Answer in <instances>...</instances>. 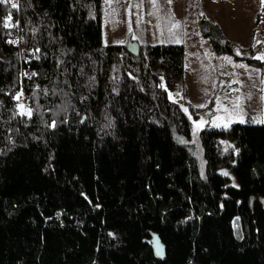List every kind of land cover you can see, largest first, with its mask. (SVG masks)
<instances>
[{"label": "trees", "instance_id": "16d2710c", "mask_svg": "<svg viewBox=\"0 0 264 264\" xmlns=\"http://www.w3.org/2000/svg\"><path fill=\"white\" fill-rule=\"evenodd\" d=\"M18 1L0 3V264H264V125L203 130L202 177L177 139L183 45H105L103 0ZM199 29L237 56L217 23Z\"/></svg>", "mask_w": 264, "mask_h": 264}, {"label": "rangeland", "instance_id": "374dc122", "mask_svg": "<svg viewBox=\"0 0 264 264\" xmlns=\"http://www.w3.org/2000/svg\"><path fill=\"white\" fill-rule=\"evenodd\" d=\"M102 9L105 45L128 47L147 41L151 45L184 46L185 78L172 99L185 104V109L194 107L200 113L194 118L187 109L192 123L191 137L177 136V139L192 150L202 177L206 175L207 165L201 141L203 130H230L236 124L264 125L258 122L264 116V75L242 59L250 49L256 51V57L264 55L262 0H171V3L169 0H155V3L153 0H103ZM201 16L217 23L226 38L237 44V56L218 53L203 37L199 29ZM177 23L179 27H175ZM20 103L21 110L27 111L23 97ZM241 117L243 123L239 122ZM201 120L206 123L197 130L196 124ZM231 145L226 143L225 148ZM219 173L227 178L229 185H238L230 169L221 168Z\"/></svg>", "mask_w": 264, "mask_h": 264}, {"label": "water", "instance_id": "95a60500", "mask_svg": "<svg viewBox=\"0 0 264 264\" xmlns=\"http://www.w3.org/2000/svg\"><path fill=\"white\" fill-rule=\"evenodd\" d=\"M129 48L134 53L140 51V45L138 43L130 44ZM262 205L264 209V200H262ZM150 245L153 250L154 256L160 261L165 260V256H166L165 246L157 234L151 235Z\"/></svg>", "mask_w": 264, "mask_h": 264}, {"label": "snow or ice", "instance_id": "6c2138e0", "mask_svg": "<svg viewBox=\"0 0 264 264\" xmlns=\"http://www.w3.org/2000/svg\"><path fill=\"white\" fill-rule=\"evenodd\" d=\"M0 3H11V7L12 8H16L17 7V3H15V2H11V0H0ZM153 3H155V0H153ZM169 3H171V0H169ZM262 3H264V0H262ZM11 19V17H9V20ZM5 27H7V26H9L8 24H5L4 25ZM175 27H179V24L177 23L176 25H175ZM177 42H179V41H177ZM256 59H260V60H264V55H261V56H257V57H255ZM227 59V58H226ZM229 63H231V60H229ZM239 67H244V65H238ZM161 87H165V85H161ZM17 99H18V97H17ZM236 107H239V104H236L235 105ZM199 107H204V105H200ZM21 108H23V105H21ZM185 111H187V109H184ZM225 111H227V109H224ZM22 115L23 114H25V113H21ZM27 115H29V116H31V112L30 111H28L27 112ZM220 119H222L221 117H217V120H220ZM239 122L240 123H243L244 122V120H243V118L241 117V119L239 120ZM258 122H264V116H262L261 118H260V120L258 121ZM206 122L205 121H203V120H201L199 123H197L196 124V128H197V130H199L204 124H205ZM217 127H219L220 125L219 124H217L216 125ZM225 127H227V124H225L224 125ZM225 175H227V173H225Z\"/></svg>", "mask_w": 264, "mask_h": 264}, {"label": "built area", "instance_id": "2783aa9c", "mask_svg": "<svg viewBox=\"0 0 264 264\" xmlns=\"http://www.w3.org/2000/svg\"><path fill=\"white\" fill-rule=\"evenodd\" d=\"M13 2L17 3V7L16 8H18L19 1L18 0H14ZM16 8H14V9H16ZM15 30H17V26H15ZM23 57L25 58L24 59V63H27V62L30 61L29 56L23 54ZM32 76H33V74L31 72V70H25L24 71V74H23V78L24 79H30V78H32ZM25 106H26L27 109H29L28 105H25Z\"/></svg>", "mask_w": 264, "mask_h": 264}]
</instances>
